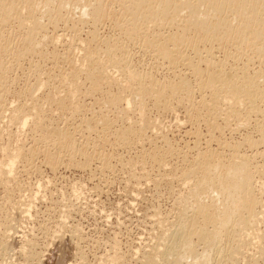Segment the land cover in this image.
<instances>
[{
  "label": "rangeland",
  "instance_id": "obj_1",
  "mask_svg": "<svg viewBox=\"0 0 264 264\" xmlns=\"http://www.w3.org/2000/svg\"><path fill=\"white\" fill-rule=\"evenodd\" d=\"M126 3L102 0L110 12L96 23H81L76 14L65 12L38 16L42 27L36 47L17 62L9 57L6 108L0 121V264H146L150 259L161 264V245L178 247L177 227L189 218L197 232L198 227L205 232L192 237L191 253L182 252L188 259L181 264L207 259L210 264H264V100L253 96L242 106L227 98L213 108L208 103L215 91L200 88V75L208 78L213 73L257 84L256 78L264 76V60L239 43L241 36L235 32L227 42L198 45L194 40L195 50L192 42L172 60L160 57L156 44H144V35L166 38L176 32L175 26L139 23L142 31L136 34L127 25ZM29 20L22 19L21 27L15 19L0 25V55L6 41L9 52L22 49ZM142 26L149 28L143 32ZM40 40L44 44L38 45ZM87 44L94 62L103 60L109 73L115 70L111 76L125 89L92 81L79 71L74 101L78 109L72 110L68 102L55 101L69 96L67 74L72 60L86 58ZM124 61L165 90L171 83L185 82L191 95L180 92L160 100L146 95L141 106L133 103L127 87L136 83L124 78L126 69L122 74L118 70V76L112 69ZM222 77L216 86L220 93L222 83L228 82ZM35 86H41L37 92ZM34 108L41 112L38 121ZM18 114L31 115L24 129V115ZM122 132L126 140L120 139ZM64 134L70 139L62 140ZM235 155L246 157L257 201L255 221L228 238L225 230L216 238L217 228L190 209L198 175L186 172L197 162L228 163ZM14 157L10 174L6 165ZM239 217L246 219L248 213L241 211Z\"/></svg>",
  "mask_w": 264,
  "mask_h": 264
},
{
  "label": "bare ground",
  "instance_id": "obj_2",
  "mask_svg": "<svg viewBox=\"0 0 264 264\" xmlns=\"http://www.w3.org/2000/svg\"><path fill=\"white\" fill-rule=\"evenodd\" d=\"M123 1L124 3L127 2L125 6L126 10H124L130 15L129 21L127 19V25L129 26V30L135 32L136 34L137 32L140 33L142 31L141 29V31L138 30L140 28L139 25L141 26V24L144 25L145 23L158 28L166 24L175 26L174 28L176 29V32L166 38H156L155 36L151 38V36H146L143 34L145 36V39H143L144 44L148 45L147 47L155 46L154 44H156L159 48L157 49L158 52H156L159 53L158 55L160 57L172 60L174 54L182 55L181 49L191 47L190 44L192 42L194 43V49V40L197 41V44L198 42H208L209 44H212V42H216L218 40L227 42L229 40L227 39L229 37L228 35H230V33L234 34L235 32L237 33L236 36H241L240 41H238L239 43H242L245 48H251V50L255 51L257 55L264 60V17L262 16L264 0ZM62 12H65L66 15L72 17L74 16L73 14H76L78 21L81 23H84L88 20L96 23L99 22L101 17H104L105 14L107 16L110 11L108 12L107 6L105 7L104 4H102V0H0V25L3 26V24H9V20L15 19L18 22V25L21 27V20L26 16L30 18L28 21V28L26 29L27 35L22 41V49L17 52H9L8 41H6L1 47L0 121L3 119V113L6 108L4 105V96L8 92L7 83L9 81L10 70L9 57H11V60L17 62L23 56L26 50H33L36 47L38 32L42 27L38 16L46 15L57 17ZM226 13L232 15V18L229 17L228 20V17L225 16ZM24 15L25 17H23ZM223 15L226 18H224ZM141 28L144 29L146 27L142 26ZM148 28L149 27H147L146 30L144 29L145 31L143 32H146ZM187 32L193 33V37L190 38V35L186 36ZM41 40L37 43L38 45H41V43L44 44L43 41L41 42ZM178 42L182 43L184 46H177ZM170 43L171 45L173 44V46L177 47L170 49ZM97 48L98 47H96V49ZM114 49L116 50V47L113 48V50ZM83 51L86 53V58L82 61H80V59H76L81 63L73 62L72 60L71 71L69 74H67L68 78L66 79V82L72 87L69 96L55 101L57 104L63 102L64 105L68 102L70 105L69 108H72V110L78 109L76 102L74 103V101H76V88L78 86L75 78L79 71L85 72V75H87V77L92 81H104L109 85L117 84L118 86H122V83L119 81V79L116 80L111 76V73L115 70L109 73L110 70L108 67H104L103 60L101 62H94V56L89 45L85 46ZM106 51L109 57L112 56L113 52L111 49H107ZM103 55H106V52ZM107 55L106 57L108 58ZM106 57H102L101 59L104 58L105 60L107 59ZM124 62L125 63H122L120 66H117L118 63H116L117 65L112 67V69H117L116 74L120 69H122V71L118 73L123 72L124 69L127 70L126 75L124 73L126 71L123 72V76H125L124 78H127V80L130 82L136 83L131 85V87L128 86L127 90H129V94L132 95L131 98L133 99V103L138 104L139 106L142 105V100L146 95H151L160 100L162 95L164 96L162 98L165 99V97L167 95L169 96V94L171 96H176L180 92L186 93V96L190 94V90L185 82L180 81L178 83H171L166 87L165 90L164 87L158 86L153 81L142 78L141 75L131 70V67L129 68L127 61ZM194 69L198 70L196 66ZM118 75L119 74H117V76ZM200 77L203 79L200 81V88H209L215 91L213 93L214 95L212 100L208 103L209 105L213 106V108H215L219 102H225L227 98L229 100L232 99L236 101L238 104H242V106H244V100L251 101L250 99L253 96H256L259 98V100H264V87L261 88L262 85L264 86V76L256 78L257 81H255L257 84H254L255 82H252L249 79L248 82L244 81L245 83L238 80L232 82L230 80L231 78L222 77V74L217 75L216 73L211 74L208 78H204L202 74ZM220 77H222L223 80L228 81L227 83H222V87H224L223 93H220L222 91L221 89L216 88ZM95 84L96 83H94V85ZM40 87L35 86L34 92H37ZM123 89L125 88L123 87ZM28 93L30 96H32V99L35 98L33 92L28 90ZM114 99L115 98H111L110 103ZM127 103L130 105V100H127ZM237 103L232 104L236 105ZM248 104H250V102ZM34 111L35 114L32 116L36 117V120L38 121L41 118V112L39 111V108H34ZM19 112L21 113V111ZM18 115H24V117L20 119L21 121L23 120L20 125V129H24L28 126V119L31 115ZM126 134V132L119 133L120 139L126 140ZM136 135L137 137H142V133L140 132H138ZM62 136V140L70 139L69 135L64 134ZM262 137V140L264 141V134ZM250 143L255 144L254 142ZM71 145L74 146L72 141ZM71 145L69 144L70 147ZM209 156L211 159H214L216 155L210 153ZM16 158L17 157H14V159H9V163L6 165V169L10 174L13 172L12 169L13 166H15L14 164L16 162ZM203 158H206V156H203ZM232 158L233 159L228 163H223L221 161H218L217 163L200 161L197 162L195 168L186 172L187 176H194L196 174L198 175L193 185L192 198L189 204L190 209L194 211L196 217L200 218L204 222L212 224L214 228H217L213 234L216 238L223 230L226 231V237L228 238L233 235L235 230L241 227H250L255 221V207L257 206V201L253 196V186L250 180V174L246 169V157L235 155V157L233 156ZM241 211H246L248 213V217L246 219L239 217ZM182 224L177 227L179 234L175 246L178 247L173 250V246L170 247L169 243L166 244V242H164L161 245L162 249H164L162 255L159 253L162 256L161 264H181V260H187V256L183 254L191 253L192 237L205 232L201 227H198L199 231L197 232L195 229V221L191 218H189L186 223ZM172 236H175L174 233H172ZM182 252L184 253L182 254ZM153 254L156 256L157 251ZM159 261L156 259H150L146 262V264H158ZM202 264H210V260L207 259ZM230 264H232V261Z\"/></svg>",
  "mask_w": 264,
  "mask_h": 264
}]
</instances>
